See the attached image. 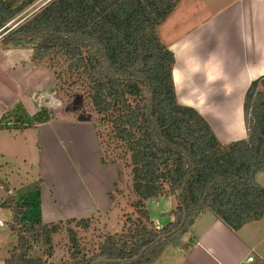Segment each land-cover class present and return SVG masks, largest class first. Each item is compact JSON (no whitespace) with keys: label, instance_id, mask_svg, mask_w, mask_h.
I'll return each mask as SVG.
<instances>
[{"label":"trees","instance_id":"16d2710c","mask_svg":"<svg viewBox=\"0 0 264 264\" xmlns=\"http://www.w3.org/2000/svg\"><path fill=\"white\" fill-rule=\"evenodd\" d=\"M40 1L0 0V29L6 31L0 44L30 47L34 63L45 64L55 78V93L83 92L108 128L103 141L95 127L101 162L120 165L121 188L115 184L109 192L112 206L120 191L133 197L132 210L110 233L96 231L98 211L51 222L35 213L25 219L31 203L8 193L12 239L4 264H55L54 258L58 264H88L99 256L132 257L159 233L172 230L184 207L181 227L137 259L96 263L153 264L168 244L181 242L191 216L201 210H210L233 231L264 217V187L255 180L264 171V73L250 81L243 96L245 136L223 143L197 110L176 99L174 56L157 28L178 0H48L13 28L5 26ZM50 111H5L0 122L6 121V129L34 127L49 120ZM156 196L175 199L169 211L173 219L158 228L145 205ZM62 229L67 242L59 247L55 235ZM36 244L44 246L43 256L31 255Z\"/></svg>","mask_w":264,"mask_h":264},{"label":"crops","instance_id":"0c3cea01","mask_svg":"<svg viewBox=\"0 0 264 264\" xmlns=\"http://www.w3.org/2000/svg\"><path fill=\"white\" fill-rule=\"evenodd\" d=\"M157 32L174 56L177 102L197 110L221 142L243 138V96L250 81L264 73V0H178ZM54 86L51 71L43 63H34L30 47L0 44V117L20 109L30 115L38 112L42 107L37 97L55 91ZM33 129L40 144L41 177L34 196L36 207L30 198L33 194H24L31 203L28 213L51 222L107 212L120 165L101 162L91 125L50 118ZM59 156L61 166L74 178L63 189L49 175L60 169L55 162ZM10 189L7 192L12 194ZM5 197L0 199V214L7 207ZM2 227L0 220V237L5 234L0 239V264L11 241ZM263 229L264 217L233 231L210 210H201L193 217L187 237L162 250L160 254L167 253L160 264H264ZM249 256L252 260H247Z\"/></svg>","mask_w":264,"mask_h":264},{"label":"rangeland","instance_id":"374dc122","mask_svg":"<svg viewBox=\"0 0 264 264\" xmlns=\"http://www.w3.org/2000/svg\"><path fill=\"white\" fill-rule=\"evenodd\" d=\"M42 1L38 3L39 5L32 4L27 7L16 17L17 19H14L12 23L22 22L26 16L34 12L38 6L42 5ZM54 96L59 100V105L55 108H45L51 110V118L59 121L63 120L88 123L91 125L94 132L96 127L97 130L100 131L99 133L102 134L103 141H106L105 137L108 128L106 125L102 126L99 123L98 117L92 111L91 104L87 99H84L82 91H60L59 93H55ZM22 111L23 109L16 110V112H19L20 114ZM11 121H13V118H10V122ZM5 123L6 121L0 122V199L4 198L5 195L8 194V192L4 190V186L6 185L11 188L10 190H12V195L17 197L19 200H25L24 194L28 196L30 193L33 194L30 198L33 201L32 204L36 207L37 201L34 196H36V187L39 184L41 177V173L39 171L40 144L38 142L37 132L32 126L12 127L10 129H6ZM9 125L12 126L10 123ZM61 161H63V159L60 156L55 159V162L58 163L60 169L49 175L56 179L59 184V188L63 189L65 188L63 184H69L74 181V178L70 179V174L63 166H61ZM45 176L48 177V174ZM255 180L264 187V171H258L255 175ZM115 184H117L118 188H121L120 181ZM28 190H30V192H28ZM114 196L118 205L116 204L112 206L111 203V207L107 212L100 213L99 216L96 217V231H105L110 233L118 231L122 220V214L132 210L130 208V201L133 199L132 196H127L126 194L123 195L120 191L115 192ZM145 205L153 224L161 227V225L163 226L170 220L171 215L169 211L175 205V199L172 196H156L147 199L145 201ZM2 209V214H0V220L3 223L2 231L6 232L8 240H11L12 236L9 233L8 227V222L11 219V212L7 207ZM30 217L29 213H27L24 218L29 219ZM81 234L83 233H80V235ZM4 236L5 234H3L0 239ZM185 237H187L186 232L182 235L181 240L185 239ZM55 239L59 243V247H62L63 244L67 242V233L62 229V231L55 235ZM171 246L172 245L169 244L168 249H172ZM43 249V245L36 244L31 251V255L43 256ZM166 251L167 250H165L162 254H159L153 264H160L162 261V255L166 254ZM58 252L60 254V251ZM54 261L55 264H58L57 262H59L55 258Z\"/></svg>","mask_w":264,"mask_h":264},{"label":"water","instance_id":"95a60500","mask_svg":"<svg viewBox=\"0 0 264 264\" xmlns=\"http://www.w3.org/2000/svg\"><path fill=\"white\" fill-rule=\"evenodd\" d=\"M54 94H55V91H51L49 93H43V94L39 95L37 97L38 104L41 107H45V108L57 107L59 105V100L54 96ZM177 198H179V193H177ZM194 216L195 215H192L191 217L193 218ZM185 219H186V211H185V208L182 207V216H181L180 220L178 221L177 225L172 230H170L168 232L159 233L150 242L143 245L134 256L127 257V258H119V259H111V258H107L106 256H99V257L93 259L92 261H90L88 264H96L99 262H120V263H123L125 261L135 260L140 256L142 251H144L147 247L151 246L155 241H157L160 238H165L168 235L175 232L176 230H178L181 227V225L184 223Z\"/></svg>","mask_w":264,"mask_h":264},{"label":"built area","instance_id":"2783aa9c","mask_svg":"<svg viewBox=\"0 0 264 264\" xmlns=\"http://www.w3.org/2000/svg\"><path fill=\"white\" fill-rule=\"evenodd\" d=\"M42 1V0H41ZM48 0L42 1V5L47 2ZM39 5V4H38ZM41 6V5H40ZM40 6H38L36 9H38ZM14 21V19H12L10 22H8L5 26H9V28H13L14 26H16L19 22H15L12 23ZM6 31H1L0 29V39L2 38V36L5 34ZM247 260H252V256L247 257Z\"/></svg>","mask_w":264,"mask_h":264}]
</instances>
